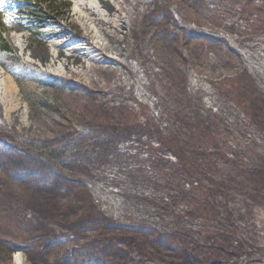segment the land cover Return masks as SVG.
<instances>
[{
  "label": "rangeland",
  "instance_id": "obj_1",
  "mask_svg": "<svg viewBox=\"0 0 264 264\" xmlns=\"http://www.w3.org/2000/svg\"><path fill=\"white\" fill-rule=\"evenodd\" d=\"M25 1L0 7V264H264V0H117L105 56L86 0Z\"/></svg>",
  "mask_w": 264,
  "mask_h": 264
},
{
  "label": "bare ground",
  "instance_id": "obj_2",
  "mask_svg": "<svg viewBox=\"0 0 264 264\" xmlns=\"http://www.w3.org/2000/svg\"><path fill=\"white\" fill-rule=\"evenodd\" d=\"M96 1L98 3H100L101 6H103L105 8V10L107 11V15L101 11H98V9L93 6L92 2H96ZM115 1H117V0H86V2L84 1V2L79 3L81 13L79 12L78 15L82 21H86V23H88V26H87L88 33L84 34L83 40H87L86 43L92 45L97 50H99V54H101V55L104 54L103 56H105L104 49H110L109 48L110 44L112 42L118 40L117 31L120 29L119 28L120 25L123 26V23L126 22L125 17L129 15V14L128 15L123 14V11L125 9L123 6V3L120 5H116V3H114ZM127 1L128 0H124V2H127ZM106 16H109V18H107ZM116 16L118 18H116ZM92 23H94L95 29H98L101 32L102 37L107 39L106 42H104V43H101L99 41L93 42V41H90L89 39H87L88 36L90 35V33L94 32V29L91 25ZM48 34H51L54 36L59 35V34H69L70 35V33L67 32L66 28H64L63 26L56 29V30L47 31L46 35H48ZM55 46H56V44H55ZM56 47L58 48L56 53H52V59L54 60V62L56 64H58V63H57V60L55 59V56L59 57L61 55H65L67 60H70L71 58H74V57L76 59L77 58L76 56H78L76 53H68V54L65 53L62 45H57ZM41 51L48 52L46 45L41 46L40 49L39 48L36 49L35 53L40 54ZM42 54H44V52L41 53V55ZM76 60H78V59H76ZM59 65H61V63H59ZM2 83H3V77L0 75V87H1ZM3 85H4V87H1L0 91L2 88H9L8 90L10 92H12L15 88V83L13 81H8V84L4 83ZM15 257L18 261H21V254L20 253L17 252L15 254Z\"/></svg>",
  "mask_w": 264,
  "mask_h": 264
},
{
  "label": "trees",
  "instance_id": "obj_3",
  "mask_svg": "<svg viewBox=\"0 0 264 264\" xmlns=\"http://www.w3.org/2000/svg\"><path fill=\"white\" fill-rule=\"evenodd\" d=\"M36 2H38V1H41V0H35ZM42 2V1H41ZM53 2H54V0H53ZM39 3V2H38ZM45 4V3H44ZM48 6V5H47ZM1 137H5V138H7V136H5V135H1ZM8 139V138H7Z\"/></svg>",
  "mask_w": 264,
  "mask_h": 264
},
{
  "label": "snow or ice",
  "instance_id": "obj_4",
  "mask_svg": "<svg viewBox=\"0 0 264 264\" xmlns=\"http://www.w3.org/2000/svg\"><path fill=\"white\" fill-rule=\"evenodd\" d=\"M4 0H0V7H2Z\"/></svg>",
  "mask_w": 264,
  "mask_h": 264
}]
</instances>
